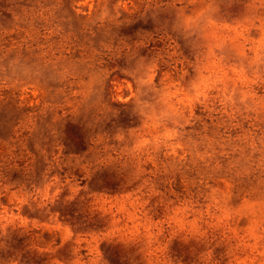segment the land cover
<instances>
[{"label": "rangeland", "instance_id": "1", "mask_svg": "<svg viewBox=\"0 0 264 264\" xmlns=\"http://www.w3.org/2000/svg\"><path fill=\"white\" fill-rule=\"evenodd\" d=\"M0 264H264V0H0Z\"/></svg>", "mask_w": 264, "mask_h": 264}]
</instances>
